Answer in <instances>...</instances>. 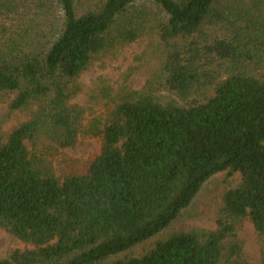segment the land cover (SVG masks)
Masks as SVG:
<instances>
[{
	"label": "trees",
	"instance_id": "obj_1",
	"mask_svg": "<svg viewBox=\"0 0 264 264\" xmlns=\"http://www.w3.org/2000/svg\"><path fill=\"white\" fill-rule=\"evenodd\" d=\"M13 5L0 0V12ZM37 10L53 21L0 52V96L14 95L10 113L31 110L0 144V231L32 247L0 264H105L171 230L221 173L241 180L215 231L114 264H240L245 219L264 264V0H37ZM148 32L162 54L155 82L89 131L102 147L87 172L59 179L29 144L76 147L73 84Z\"/></svg>",
	"mask_w": 264,
	"mask_h": 264
},
{
	"label": "rangeland",
	"instance_id": "obj_2",
	"mask_svg": "<svg viewBox=\"0 0 264 264\" xmlns=\"http://www.w3.org/2000/svg\"><path fill=\"white\" fill-rule=\"evenodd\" d=\"M13 1L14 5L10 9L0 12V52H9L23 44L21 36L25 38L28 27H42L43 21H53L52 16L42 17L39 14L37 0ZM149 9L158 12L150 5ZM161 60V49L152 32L143 34L134 43L119 44L114 50L100 55L92 68L73 84V104L80 106L84 113L77 146L64 150L43 140L38 146L29 144L31 152L37 154L38 151L45 166L59 179L73 174H85L100 155L102 147L101 139L89 131L96 126L104 129L111 113L123 98L145 92L155 82ZM13 98L14 95L0 96V144L7 142L13 130L31 116V110L10 113L9 105ZM240 180V174L216 175L205 184L191 208L171 230L105 264H114L126 257L140 258L154 249L159 241L167 240L175 234L215 231L223 197L227 191L235 189ZM237 242L243 252L240 264H261L260 239L249 219L237 225ZM28 249L32 247L0 231V260L9 258L16 251ZM223 264L230 263L225 260Z\"/></svg>",
	"mask_w": 264,
	"mask_h": 264
}]
</instances>
